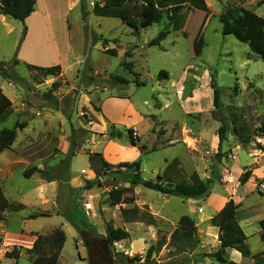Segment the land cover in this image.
Wrapping results in <instances>:
<instances>
[{
	"label": "rangeland",
	"instance_id": "rangeland-1",
	"mask_svg": "<svg viewBox=\"0 0 264 264\" xmlns=\"http://www.w3.org/2000/svg\"><path fill=\"white\" fill-rule=\"evenodd\" d=\"M55 1V8L29 20L27 40L24 21L0 22V68L8 75L0 74V87L6 91L13 85L17 92L0 130L27 123L0 153V165L5 166L0 171L3 194L12 204L22 205L6 211L0 221V252L1 228L8 226L16 233L23 225L41 234L55 228L64 231L59 264H152L145 255L153 244L157 250L150 260L157 264H221L211 256L219 241L218 227L210 219L229 199L237 204L236 218L251 254L264 251L259 226L264 218V62L251 54L247 43L223 35L219 21L228 8L248 9L264 18V0H205L207 11L190 10L183 29L170 30L158 45L149 41L170 29L169 13L136 32L120 18L95 15L93 4L102 0L72 6L73 0ZM6 24L11 27L8 32ZM109 48L116 54L107 53ZM28 65H63L65 70L43 76ZM160 71L167 76L158 78ZM113 76L128 83H114ZM212 78L229 125L221 156H217L221 118L213 105ZM102 106L111 119L104 122L105 129L100 127ZM111 124L122 131L120 139L108 137ZM129 128L137 137L136 146L129 142ZM37 158L44 173L25 177L24 170L36 166ZM101 158L113 165L140 160L144 179H155L175 158L186 176L196 171L210 180V191L199 199L180 198L136 186L134 204L146 207L157 222H125L119 205L111 206L107 195L112 186L128 185L125 180L109 176L101 177V186H69L71 174L82 180L101 172ZM245 168L251 169V176L240 184ZM46 178L58 181L54 197ZM36 211L48 215L26 218ZM183 215L194 222L196 243L171 240ZM69 216L93 226L81 232ZM107 223L124 227L129 238L108 245L103 239ZM20 254L16 260L3 255L2 264H31L23 249ZM135 256L140 260H132ZM224 256L238 264H255L250 256L231 249Z\"/></svg>",
	"mask_w": 264,
	"mask_h": 264
},
{
	"label": "trees",
	"instance_id": "trees-1",
	"mask_svg": "<svg viewBox=\"0 0 264 264\" xmlns=\"http://www.w3.org/2000/svg\"><path fill=\"white\" fill-rule=\"evenodd\" d=\"M82 0H80V3ZM36 0H0V15L9 18L24 21L33 11ZM185 9L180 10V7ZM190 10L207 11L208 7L205 0H102L100 3L93 4V13L98 16L117 17L127 25L132 27L136 32L139 28H146L152 23L159 22L164 13H169L171 20L170 29H163L149 41L150 45H158L166 37L170 30H181L184 27L187 14ZM222 25V34L233 35L237 40L247 43L251 54L259 57L264 62V18L253 11L244 8H228L219 18ZM106 52L112 55L116 54L114 48L106 49ZM17 60H15V63ZM0 66L3 64L0 63ZM29 70L37 71L43 76H56L61 74V66L53 65L49 67H40L28 65ZM0 74L6 78L8 75L2 68ZM165 71H160L158 78L166 77ZM112 82L126 84L128 80L120 76L111 77ZM213 89V105L220 115V126L217 130V156H221L223 142L227 139L229 125L226 117L221 113L220 89L214 79L210 83ZM11 100L3 93L0 88V122L6 118L11 108ZM26 122H16L12 128H2L0 130V153L11 146L16 139V130L24 128ZM129 142L136 146L138 140L132 135V129H127ZM122 131L115 130L114 125H110L108 133L109 138L116 137L120 139ZM43 174L44 171L31 166L24 170L25 177H31L34 173ZM111 177L112 179L121 178L128 185L112 186L107 191L109 204L111 206L119 205L121 219L127 221H142L147 224H155L156 217L148 211L146 207L140 209L134 204V188L143 186L145 188L156 190L160 193L177 196L180 198H203L209 194L210 180L202 179L196 171L188 176L180 168L177 159H172L164 167L161 173H158L155 179H144L141 176V161L133 160L130 162H120L113 165L102 159V169L94 179H86L82 188L89 189L94 185L101 186V177ZM251 176V169L245 168L239 176L240 184H244ZM47 180H51L46 178ZM123 204H132V207H124ZM21 204L14 205L7 200L0 186V221L4 219V213L8 210H20ZM237 204L229 199L223 208L213 215L210 219L212 225L218 227L219 246L212 253V258L221 264H238L224 256L226 250L232 249L238 251L242 257L250 256L255 264H264V251L251 254L246 243L247 236L238 223L236 218ZM47 212L29 213L27 219H35L40 216H47ZM69 220L81 232H88L92 224L84 221L83 218L74 219L69 216ZM260 238L264 242V218L259 220ZM106 235L103 237L108 245L114 242L124 241L129 238V232L124 227H112L107 223L105 226ZM195 226L193 220L183 215L179 218L178 226L171 233L173 242H192L196 243ZM65 241V234L61 228H55L48 233L38 234L30 248L24 249L31 264H59V255ZM158 246L162 242H157ZM23 248L19 245H13L12 249L6 251L4 256L7 258L18 257ZM157 250L156 244L150 245L147 249L145 260H150L152 253ZM131 260V259H130ZM132 260L139 261L140 257H132Z\"/></svg>",
	"mask_w": 264,
	"mask_h": 264
},
{
	"label": "crops",
	"instance_id": "crops-1",
	"mask_svg": "<svg viewBox=\"0 0 264 264\" xmlns=\"http://www.w3.org/2000/svg\"><path fill=\"white\" fill-rule=\"evenodd\" d=\"M77 3H80V0H73L71 2V6L74 5V4H77ZM55 5H56V1L55 0H36L35 7H34V11L24 20V24L27 25V32L25 34L26 35L25 36V40H27L30 37L29 26H28L29 20H33L35 14L38 13V12L41 13L42 10H44L46 13H48L50 11L49 8L53 9V8H55ZM38 6L40 7L39 10H38ZM6 18H9V17L0 15V22H3L4 23L5 20H6ZM4 27L6 28L7 32L10 31V29H11V27H8L7 24L4 25ZM50 32L53 35V39H55L54 38L55 35H54V33H53V31L51 29H50ZM53 42H54V46H53L54 47L53 48L54 51L56 50L57 53L60 55V51H59V48L57 47L58 46L57 43L54 40H53ZM64 70H65V67H63V65H62L61 66V72L64 73ZM11 87H12L11 90H6V91L3 90V88H1V87L0 88L2 89L3 93L13 103V97L16 95L17 92H16V89L13 88V85H11ZM105 100H107V99H105ZM99 116H100L99 117L100 118V127L103 128V129H105L106 124L104 122H107V120L109 118L105 114V110H104L103 106H102V113ZM109 120L111 121V119H109ZM217 143H218V141H217ZM116 145H118V143H116ZM102 159L105 160L104 158H101V161H102ZM36 161H38L37 164H36V167L39 168V169H41V170H43V164L39 161L38 158H37ZM105 161H107V160H105ZM4 168H5L4 165H0V171L4 170ZM81 170H84V169H81ZM84 172H85V170H84ZM36 173H38V172H36ZM87 173H88V171H87ZM95 177H96L95 176V173L91 172L90 175H84L83 178H82V180H79L78 177L72 176V174H71V177H70V180H69V186L71 188H76V187L79 188V187H82L84 185L83 183L85 182L86 179H94ZM49 179H51V180L45 179V181L47 182V185L49 186L51 195L54 197L55 196V193H57L58 181L55 178H49ZM40 190H43V189H41V187H39V192H40ZM57 206H58L57 203L56 202H53V204H52V207L53 208L52 209H56ZM91 207H92L91 209L94 208V206H91ZM21 220L24 221L25 219H21ZM31 233H32V235H31ZM37 234H41V233H39L38 231H33V230H26L23 227V225H20L19 226V228H18V230H17L16 233L11 232L8 226L2 227L1 228L2 243H1V252H0V261H1L0 264H2L3 258H5V257H3V255L5 254V252L10 250V246H13V245H17L18 244L19 246H21L23 248V251H24V249L30 248L32 246L34 240L36 239ZM8 238H12L13 240L8 241L7 240ZM234 252L236 253L237 251L234 250ZM18 257H14L12 259H15L16 260Z\"/></svg>",
	"mask_w": 264,
	"mask_h": 264
}]
</instances>
